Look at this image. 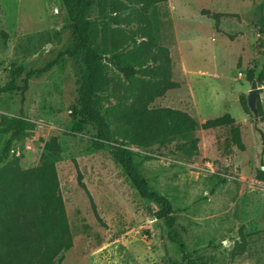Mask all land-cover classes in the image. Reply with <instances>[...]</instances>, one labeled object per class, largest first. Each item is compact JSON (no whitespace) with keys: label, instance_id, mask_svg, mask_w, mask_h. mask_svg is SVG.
I'll return each mask as SVG.
<instances>
[{"label":"rangeland","instance_id":"rangeland-1","mask_svg":"<svg viewBox=\"0 0 264 264\" xmlns=\"http://www.w3.org/2000/svg\"><path fill=\"white\" fill-rule=\"evenodd\" d=\"M158 10L160 42L178 86L149 106L180 109L199 123L228 113L243 144L233 143L226 124L195 129V148L181 138L129 146L149 191L169 200L172 225L157 217L160 206L138 195L106 150H88L92 126L72 130L69 108L83 65L79 54L67 52L76 38L61 0H0V86H20L27 71L53 62L31 76L23 105L19 90L0 94V116L23 111L33 123L21 138L0 135V153L10 141L0 166L36 168L54 141L55 194L71 236L55 264H264V156L260 163L254 130V121L264 130V83L256 81L261 118L240 103L251 88L247 74L255 79L262 64L264 0H167ZM13 218L18 241L27 231L22 216ZM4 230L0 242L8 239Z\"/></svg>","mask_w":264,"mask_h":264},{"label":"trees","instance_id":"trees-1","mask_svg":"<svg viewBox=\"0 0 264 264\" xmlns=\"http://www.w3.org/2000/svg\"><path fill=\"white\" fill-rule=\"evenodd\" d=\"M167 0H95L96 18L91 17L90 0H61V9L74 28L76 43L70 54L82 57L77 101L70 105L72 130L80 131L87 124L95 129L88 150H106L124 170L138 195L160 206L156 212L172 225L171 204L167 198L150 192L135 168L136 155L129 146L146 147L184 139L195 148L198 139L193 132L221 125H230L233 143L243 149L239 129L233 126L228 113L199 123L189 113L177 108H151L149 104L168 89L177 87L170 80L171 63L168 49L160 42L159 6ZM216 17V16H215ZM143 38V39H142ZM30 69L20 86H0V94L19 90L23 105L25 92L34 74L46 71ZM247 77L253 80L252 73ZM255 80L264 83V48L262 64ZM240 103L248 112V97ZM261 118V106L256 105ZM33 127L20 111L18 115L0 116V135L18 139ZM254 130L261 142L260 163L264 156V130L254 121ZM9 139V140H10ZM7 141L0 153V163L10 150ZM180 145V148L183 147ZM54 141L45 145L40 164L20 171L13 166H0V264H55V255L71 245L70 230L60 197L55 194ZM258 178L263 179L259 169ZM80 186L93 201L84 183ZM20 215L25 222L24 238L14 236L11 222Z\"/></svg>","mask_w":264,"mask_h":264},{"label":"water","instance_id":"water-1","mask_svg":"<svg viewBox=\"0 0 264 264\" xmlns=\"http://www.w3.org/2000/svg\"><path fill=\"white\" fill-rule=\"evenodd\" d=\"M259 91H262V88L257 87L256 86V80L253 79L251 81V88L248 91V106L254 114L256 113L255 100H256L257 93Z\"/></svg>","mask_w":264,"mask_h":264}]
</instances>
